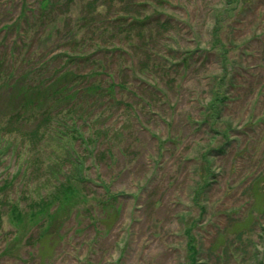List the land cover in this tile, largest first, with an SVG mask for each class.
<instances>
[{
  "label": "rangeland",
  "instance_id": "374dc122",
  "mask_svg": "<svg viewBox=\"0 0 264 264\" xmlns=\"http://www.w3.org/2000/svg\"><path fill=\"white\" fill-rule=\"evenodd\" d=\"M60 1L47 16L74 29L96 5L84 43L82 30L75 48L41 26V0H0L1 48L26 38L37 62L91 51L78 70L112 92L81 91V107L54 120L78 135L70 144L86 181L72 187L86 205L62 201L68 166L48 172L69 136L32 150L29 124L0 127V264H264V0H73L59 15ZM20 16L27 34L5 30ZM119 17L108 42L93 33ZM23 53L1 51L4 69ZM52 195L59 212L44 235L29 203Z\"/></svg>",
  "mask_w": 264,
  "mask_h": 264
},
{
  "label": "trees",
  "instance_id": "16d2710c",
  "mask_svg": "<svg viewBox=\"0 0 264 264\" xmlns=\"http://www.w3.org/2000/svg\"><path fill=\"white\" fill-rule=\"evenodd\" d=\"M72 2L73 0L60 1V3L62 4H60L59 15H61V13H64V10L68 6V3ZM42 3H44V5L41 6L43 9V16H37V19L39 18L40 20V25L47 26V24H50L48 28H53V30L55 29L56 33H58V35L60 36V33L62 32L64 38L58 39H61L63 42L65 40L69 41V39L71 37H74V35L82 33L85 28L87 29L88 27H93L94 25H96L94 16L92 14L96 13L97 9L96 5L92 2H90L91 5H88V7H90L89 11H87L88 13L85 14V16H81L80 19L76 21L75 24H77L78 26L75 28L76 30L74 29V24L72 25L71 23L68 25L70 20L67 16H65L61 20L57 19L58 16H47L51 13H55L56 11L54 7L57 8V4H55L56 2H54V0H41V5ZM29 17L30 16H20L17 20L9 24L8 28H5V30H8V32H10L17 31L19 29L18 32L20 34L23 33L22 30L27 34L28 30L25 28L22 29L21 25L22 22L28 20ZM115 21L116 22L113 24H108L102 22L101 20L92 31L93 33H95V29L100 30V34L102 35L101 39H104V41L108 42L107 37H115V34H118L119 26L122 25L124 19L123 17H119L116 18ZM60 24L62 28L60 27ZM48 28L45 29V34ZM80 30H82V32ZM86 34L88 33L83 32L82 34H80L82 43H84V41L86 40ZM17 38H19V41ZM17 38H15L13 42H8V46L5 43V46L9 47L8 49L1 48L0 46V52H9L11 55H13V52L15 51H17L20 55L21 52H25V54L23 53L24 56L20 58L19 64L17 61L18 59H16L18 58V55L15 58L14 62L9 61L12 62L13 66H8V70L4 69L6 55L1 56L0 54V92L3 89L6 91L4 98L0 96V101L3 102L1 103L0 108H3L0 111V121H5V123L0 124V127H2L1 131L14 129L20 131L19 127L27 126L29 124L31 129L25 131L24 137L28 139L30 148L32 150L35 148V145L37 146L38 143H41L47 137H50V139L53 141L57 140L59 143H62V140H60V138L69 136L70 140H64L67 146H64V148L60 151L62 155L60 157L61 160H54L51 168H48V172H50V175L55 174L57 176V173L59 172H57L56 170L62 169V166H68V169L66 171H68L69 174L67 175V178H61V181L73 182H68V184H61L60 182L59 188H63L66 185L67 189V193L65 194L62 201L68 200V202H70V205L77 204L79 206L81 203L86 205L84 194H81L78 190H75V188L72 187L76 184L78 185V183H83L86 181L80 179V175L81 177L83 175L82 161L78 154H76V151L72 149L70 144L71 138L74 140L75 138H78V135L73 133L72 130H70L68 134L63 133L62 131L58 132L59 130H61V127L66 128V123L65 120L64 122L61 120L57 125L54 120L57 117H59L57 119H64L66 115L68 118L70 117L68 116L70 111V115H72L73 113H75V109H77V107H81L82 99L79 100V94L84 93L86 95V98H89L90 96L100 93H111L112 89L111 87L107 89L96 82L88 85L85 78L90 74V72H86V74H84L85 72H80L78 70V66L76 65L84 61H89L90 59L92 60L96 55H93V52H86L82 57H78L74 54H68V52L66 53L58 51L50 54L49 56H40V61L42 62L43 60V63H41L37 62V59L32 58L35 52L30 50L31 44L26 40V38L22 39L20 36H18ZM75 38L76 37H74L73 42L74 47L76 44H78ZM44 41L45 43L48 42V38H46ZM24 44L26 46V49L24 47ZM66 44L68 45V42ZM57 45L59 46V44ZM45 60H47V62H51L52 66L46 68L47 64ZM61 111L65 112L60 114ZM68 111L69 113H67ZM71 119L73 118L71 117ZM71 119L69 121H71ZM26 129L27 127H24V130ZM35 150H37V148ZM102 154L104 155L105 153ZM100 157H102V155H100ZM58 165L60 166L59 169L55 167ZM9 183L10 180L4 181V187H6V185ZM83 196L84 198H82ZM56 197L59 198L58 195H52L50 198L47 197V199H40L39 201L34 200L33 202L30 201L29 203V207H31L32 204L39 205L40 207V211L36 213V216L33 219V223L38 221L41 225L46 222L45 229L47 231L45 230L46 232L44 233V235L52 234L49 231L48 222L56 219V213L59 212L56 210H54L55 212H49L51 211V208L54 207V199ZM70 197H73L74 199H71ZM79 197L80 200L78 201L77 199ZM114 197L116 196L113 195L111 198ZM111 198H109L108 200H110ZM56 205L58 208L61 206L60 203H57ZM32 207V211L35 210V206ZM88 208L89 207L87 206H83V209H87V211ZM11 210L12 217L15 220H17L18 222H22V220H24V212L19 206H16L15 203L13 204ZM18 226H23L22 229H20V227L19 229L21 232L24 231L25 223Z\"/></svg>",
  "mask_w": 264,
  "mask_h": 264
}]
</instances>
